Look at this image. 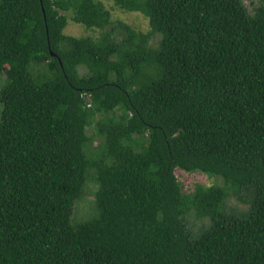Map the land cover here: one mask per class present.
I'll return each instance as SVG.
<instances>
[{"label":"trees","instance_id":"1","mask_svg":"<svg viewBox=\"0 0 264 264\" xmlns=\"http://www.w3.org/2000/svg\"><path fill=\"white\" fill-rule=\"evenodd\" d=\"M112 1L0 0V264H264V0Z\"/></svg>","mask_w":264,"mask_h":264},{"label":"rangeland","instance_id":"2","mask_svg":"<svg viewBox=\"0 0 264 264\" xmlns=\"http://www.w3.org/2000/svg\"><path fill=\"white\" fill-rule=\"evenodd\" d=\"M104 1L106 2L107 7L111 10L113 26H117L119 25L120 22H124L129 24L132 28H135L136 30L139 31L148 32L150 30L149 19L143 13L138 11L123 10L119 6H117L112 0L109 1L104 0ZM244 1L245 4L248 6L249 10L253 12L255 7L254 4L256 3V5H259L261 0H244ZM112 25L107 27L105 30H110ZM103 31L98 28L96 29L89 28L84 24L77 23L72 19H69V23L66 26L64 32L67 35H72L77 37L93 36L94 38H99ZM153 42H155V40ZM0 75H2V73H0ZM6 81L7 80L5 75H3L2 77L0 76V89L2 86L6 84ZM1 107L2 105H0V108ZM1 111L2 110H0V115H1ZM88 132L90 135H92L93 130L89 129ZM94 138L95 140L93 144L94 146H98V144L100 143L99 142L100 138L97 135ZM177 175L179 180L183 182L184 187L189 190H191L196 183L205 184L207 186H211L214 184L217 186L225 185L224 180L220 176H219L220 179L218 178V176L217 178L216 177L212 178L207 174L198 173V172L187 173L184 172V170L182 169L177 170ZM95 189H96V185L93 181H90L89 187L86 188L85 185L84 190H86V193L84 194L83 192V194L75 203L76 209L73 215L75 222H83L98 215V209L95 201V194H96ZM232 192L234 191L230 190V194ZM232 195L233 193L228 196L225 203L223 204L224 213L232 214L234 216L244 217V215L251 210V203H250L251 197H247L246 194L244 193L242 195L243 198L240 200L237 199L236 195L234 196ZM188 215L186 216V218L188 217ZM193 219L195 220L196 218L193 217ZM193 219L190 223V225L192 224L193 226L188 225L189 231L192 236L199 235L205 229L204 225L206 224H208L206 226L210 225L206 219H204L206 221V224L204 220L200 221L201 219L195 220L194 223Z\"/></svg>","mask_w":264,"mask_h":264}]
</instances>
